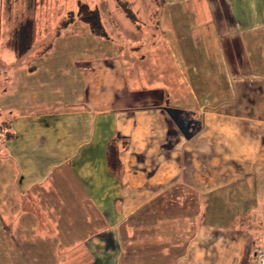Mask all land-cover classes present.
Returning <instances> with one entry per match:
<instances>
[{
  "label": "crops",
  "instance_id": "1",
  "mask_svg": "<svg viewBox=\"0 0 264 264\" xmlns=\"http://www.w3.org/2000/svg\"><path fill=\"white\" fill-rule=\"evenodd\" d=\"M69 2L61 27L52 23L58 9L30 17L37 36L27 55L45 58L38 67L9 65L0 74L21 68L77 81L67 89L71 97L24 110L29 73H11L14 88L3 91V102L23 100L7 107L17 111L1 132L2 174L11 176L0 186V230L18 237L23 252L51 255L56 264H257L264 246V0H165L140 15L103 2L99 43L126 45L119 36L129 30L128 45L148 53L108 49L114 53L92 65H56L63 61L52 56L59 28L78 32L62 41L69 52L84 33L97 37L80 15L91 1ZM147 28L156 32L149 40ZM45 37L46 48L34 53ZM4 45V61L27 57ZM132 62L175 66L149 76L125 71ZM155 77L166 80L153 84Z\"/></svg>",
  "mask_w": 264,
  "mask_h": 264
},
{
  "label": "rangeland",
  "instance_id": "2",
  "mask_svg": "<svg viewBox=\"0 0 264 264\" xmlns=\"http://www.w3.org/2000/svg\"><path fill=\"white\" fill-rule=\"evenodd\" d=\"M35 1L37 3V6L35 4ZM88 0H84V2H87ZM91 1V8L94 7L93 9H99V7L102 6L103 2H106L109 8H114V9H124L123 11L129 12V14H135V11H132V9H138L137 12L140 15V9H162V7L164 6L165 0H90ZM94 1V5L93 6V2ZM88 3V2H87ZM71 4L69 2V0H0V66L2 68L6 69H2L0 67V74L2 71H8L11 70L10 68H7V66H11V67H16L18 65H22L27 68L25 69H32L34 66L38 67L39 63L42 62L43 60L41 59H45V58H32V59H28L29 55H27V57H25L22 61H13L11 59L9 60H5V58L3 57V50L5 49V45L4 42L6 40L9 39L10 35L13 32V29H15L19 23L24 22L25 20H27L30 17L34 16V12L35 9H58V11H55L53 14H51V16L55 19H58L57 22H52L53 24H56V27L60 26V22L64 21L67 17L68 14L66 13L68 10H71L70 8ZM131 10V11H129ZM133 12V13H132ZM66 13V14H65ZM125 13V12H124ZM129 14H127V16L129 17ZM50 16V14L46 15L45 17L48 18ZM130 21V20H129ZM85 22V20H84ZM128 22V21H127ZM129 23V22H128ZM142 23V22H140ZM139 23V24H140ZM86 25H88L87 22H85ZM133 27L136 28L138 23H132ZM51 25V24H49ZM150 25H155L152 22H150ZM89 26V25H88ZM43 27H46V25H43ZM51 27V26H50ZM54 27V31L51 32V30H47L46 32L48 34L57 33V30H55ZM61 27V26H60ZM126 28V27H124ZM129 28V27H128ZM60 31V35L62 37H59L56 42V50L54 52V55L57 54V56H63V61L60 62H56L54 64L56 65H65L66 63L68 64V66H75L79 63L86 65V64H94L97 63V61L104 55L107 54V56L109 54H113L114 52H109L108 49H112L114 50L116 53L118 54H128V55H144L146 53H148L147 47H141V46H131L128 45V39H126L127 37H129L130 32L129 30H125L123 33H121V35L119 36V40L124 39V41H126V45H124L123 42H121L120 46H110V47H106L104 48V42H100L103 37L101 35H96L97 37H93L92 39H90V37L88 36L89 34L84 33V35L80 36L79 40L82 41V43L77 46L75 49L77 50V52H69L67 51V49L70 48V46L66 45L64 46V43H66L67 41H69L71 39V36H75L78 32L75 30H68L66 28H59L58 31ZM134 30V29H133ZM132 34H134V32H136V30L131 31ZM92 33V32H91ZM154 34H156V32L150 28H147V37L148 40L149 38H152L154 36ZM43 35H45L43 33ZM92 35V34H91ZM54 35L51 34L50 37H53ZM47 37V36H46ZM44 39V45L43 44H39V46L37 47V49L34 51L35 52H39L42 49H45L47 44L49 43L48 38ZM126 39V40H125ZM63 40H67L65 42H62ZM41 41V40H40ZM57 43V44H56ZM130 43V42H129ZM73 48V47H72ZM133 48V49H131ZM107 51V52H106ZM106 53V54H105ZM109 53V54H108ZM52 56H50L52 59ZM73 56H76V61H74ZM89 62L85 61L88 60ZM100 64H102L100 62ZM130 68L125 67V71L128 72V70H131V73L134 72H138V73H147L149 76H151L149 70H153L152 73H157L164 70V65H168V67L173 68L175 65L173 63H167V62H160V63H156L154 64L155 66L153 67H149V69H147V66L149 63H142V62H137V63H128ZM135 64H137L139 67H135ZM123 65H127L126 63H123ZM150 65V64H149ZM152 65V64H151ZM51 68H53V63L50 64ZM16 70V72H15ZM20 70H24L21 68H13L12 72L14 73H18V71ZM54 70V69H53ZM57 71V70H56ZM55 71V72H56ZM66 72H72L73 74V70L72 68H70V70H65ZM64 71V72H65ZM11 72V73H12ZM28 72V71H27ZM27 72L24 73L26 74ZM10 73V78H8V75L4 74V77L1 78L0 77V140L2 138L1 132L6 131V127L5 124L7 123V121L9 119H11V116L14 114V112L12 109H8L12 108L13 106H15V104L18 106L20 105V107L22 106V100L19 101V103H12V101H10L9 97L7 98V103L5 104L3 102V91H8L9 93H11V91L13 90V80L14 77H12V74ZM29 74H27L28 78H26L27 80H25L26 83V87H24V89L26 90L25 93H23L22 98H24V102H28L23 104L24 110H31L33 108L37 107V103L39 102L38 100L40 99H51L52 98H57L59 100L71 97L72 95H68L67 92L70 93H74V89L72 90H67L68 88H72L70 86V82H72L74 85L77 86V81L75 82V77L72 75V78H67V77H62V73L63 72H56L54 76L48 77V75L44 77H40V75L35 74L32 75V72H28ZM147 76V75H145ZM30 78V79H29ZM34 78H36L34 80ZM152 80V79H151ZM155 80V81H154ZM164 80H166L165 78H156L153 79V84H157V83H163ZM8 81H9V85H8ZM28 81V82H26ZM37 83H42V86H37L35 87V82ZM148 78H144V84H148ZM152 84V82H151ZM73 86V87H76ZM80 87H76L75 91L76 93L73 94L74 98H77L76 94H79ZM59 93H56L58 92ZM62 92H65L64 94H62ZM24 112V111H22ZM1 148H3V146H0V151ZM1 161V158H0ZM3 161V160H2ZM2 162H0V186L2 185V181H3V176H5L7 178H9L10 176L7 177V175H3L2 174ZM1 204V202H0ZM0 215L3 216V210H2V206L0 205ZM0 216V218H1ZM18 237H8L7 235V231L3 232V230H0V264H56L52 262V258L51 255H34V254H28L23 252V250L18 246ZM21 242V240H20ZM21 244V243H20ZM24 249V248H23ZM26 249V248H25ZM40 260V262L38 261Z\"/></svg>",
  "mask_w": 264,
  "mask_h": 264
},
{
  "label": "trees",
  "instance_id": "3",
  "mask_svg": "<svg viewBox=\"0 0 264 264\" xmlns=\"http://www.w3.org/2000/svg\"><path fill=\"white\" fill-rule=\"evenodd\" d=\"M80 15L91 27L92 32L97 35H105L106 31L102 24L100 14L98 10L89 8L86 4L81 5ZM37 28L33 18H28L22 24H20L10 35L7 40L8 47L18 57L27 55L34 47ZM117 153L114 146L111 147V166H114V160Z\"/></svg>",
  "mask_w": 264,
  "mask_h": 264
},
{
  "label": "built area",
  "instance_id": "4",
  "mask_svg": "<svg viewBox=\"0 0 264 264\" xmlns=\"http://www.w3.org/2000/svg\"><path fill=\"white\" fill-rule=\"evenodd\" d=\"M257 264H264V246H259L256 249Z\"/></svg>",
  "mask_w": 264,
  "mask_h": 264
}]
</instances>
